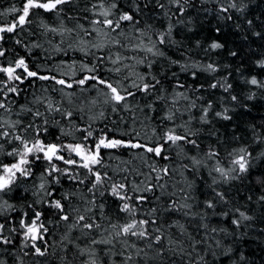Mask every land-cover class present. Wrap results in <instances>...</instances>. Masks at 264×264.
I'll return each instance as SVG.
<instances>
[{"label": "snow or ice", "instance_id": "1", "mask_svg": "<svg viewBox=\"0 0 264 264\" xmlns=\"http://www.w3.org/2000/svg\"><path fill=\"white\" fill-rule=\"evenodd\" d=\"M255 7L0 8V264H256L264 118L240 119L264 102Z\"/></svg>", "mask_w": 264, "mask_h": 264}, {"label": "trees", "instance_id": "2", "mask_svg": "<svg viewBox=\"0 0 264 264\" xmlns=\"http://www.w3.org/2000/svg\"><path fill=\"white\" fill-rule=\"evenodd\" d=\"M8 2L9 0H0V8L6 7ZM255 3L256 5H258V7H255L253 9V12L255 14H259L261 10H264V0H255ZM253 47H255V45H253ZM249 106L251 107V112L246 115H241V121H253L255 123H260L262 118H264V102H249ZM245 246L250 251L255 252L254 259L256 261V264H264V260L261 259V256L264 255V253H261L260 248L256 245L255 242L249 240Z\"/></svg>", "mask_w": 264, "mask_h": 264}]
</instances>
